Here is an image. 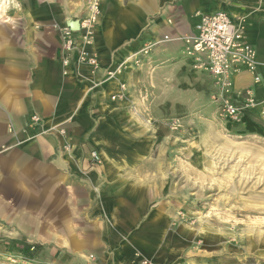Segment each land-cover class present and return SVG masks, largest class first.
Returning <instances> with one entry per match:
<instances>
[{"label":"rangeland","instance_id":"rangeland-1","mask_svg":"<svg viewBox=\"0 0 264 264\" xmlns=\"http://www.w3.org/2000/svg\"><path fill=\"white\" fill-rule=\"evenodd\" d=\"M220 1L224 7L217 11L227 13V1L235 3ZM17 2L19 6L12 5L7 11L10 20L0 18V23L33 29L23 30L22 39L33 40L39 59H55L62 75L77 76L84 86L85 99L75 112L77 92L68 97L69 109L65 112L69 119L82 120L91 127V133L101 131L106 137L108 155L117 154V161L123 164L119 178L126 177L128 185L133 183L144 190L129 192V196L149 201L152 212L166 206V223L156 241L158 248H150L149 257L139 261L264 264V10L241 5L245 8L240 15L245 32L254 28L261 35L257 34L263 53L262 60L259 58L263 70L258 89L262 95L257 92L255 106L243 111L239 121H232L221 114L211 79L193 64L196 76L190 75L185 66L157 69L156 64L136 63L128 56L114 66H122L118 80H106L108 67L99 65L93 71L75 57L64 65L61 29L73 21L66 22L69 11L65 9L67 5L71 11L80 7L75 20L79 22L90 0ZM104 9V0H99L91 44L85 47L96 57ZM79 32L73 34L76 43L80 41ZM259 95L263 96L261 101ZM70 144L72 147L73 141ZM92 194L98 199V192ZM1 235L0 264H107L104 260L99 263L89 252L74 253L61 241L8 239Z\"/></svg>","mask_w":264,"mask_h":264},{"label":"crops","instance_id":"crops-1","mask_svg":"<svg viewBox=\"0 0 264 264\" xmlns=\"http://www.w3.org/2000/svg\"><path fill=\"white\" fill-rule=\"evenodd\" d=\"M104 3L96 42L101 68H114L148 39L168 35L169 40L153 50L149 64H156L157 69L185 66L195 76L198 71L191 67L192 62L182 53V42L175 38L194 31L196 12L212 13L224 7L220 0L219 4L216 0ZM241 5L264 10V0H235L233 4L227 1L225 7L235 17L245 12ZM72 10L67 5L66 22H74L81 12L80 7ZM24 27L0 23V235L8 239L61 241L74 253L96 256L99 263L104 260L107 264H142L141 257H149L150 248H158L156 241L166 223V206L152 212L149 201L129 196V192L144 190L133 183L128 185L126 177L119 178L123 164L117 161V154L108 155L106 137L101 131L91 133V127L82 120L71 121L65 112L69 109L68 97L74 92L77 98L73 111L78 110L85 99L83 84L77 76L62 75L55 59H39L33 40L22 39ZM245 34L261 63L260 33L249 28ZM146 66L147 63L142 64V70ZM262 70L259 64L258 73ZM99 72L101 79L103 73ZM251 85L249 72L235 77L237 89ZM35 114L42 120L38 125L30 119ZM60 129L65 134H60ZM92 147L102 160L93 166L89 161ZM94 191L98 192V199L94 198Z\"/></svg>","mask_w":264,"mask_h":264},{"label":"built area","instance_id":"built-area-1","mask_svg":"<svg viewBox=\"0 0 264 264\" xmlns=\"http://www.w3.org/2000/svg\"><path fill=\"white\" fill-rule=\"evenodd\" d=\"M87 8L86 15L78 22L77 30L72 29L70 25L61 29L65 49L63 64L67 65L69 59L75 57L79 64L89 65L91 70L95 71L99 68L97 57L85 50V47L91 44L92 29L99 14V0H90ZM195 16L197 20L194 31L175 39L182 42V53L192 62L193 67L203 71L211 79L221 114L232 121H239L243 111L253 108L256 104L258 92L256 86L261 82V76L257 71L259 66L257 50L246 37L244 19L241 16L233 17L223 10L212 13L196 12ZM76 31H80L77 36L80 39L78 44L73 37ZM166 40H169L168 35L161 39L145 41L135 52V62L149 63L155 47ZM121 67L118 65L108 68L106 79L119 75ZM243 71L249 72L252 76V85L237 89L235 77ZM120 88H124V85H120ZM30 119L35 125L42 121L36 114ZM8 131L12 132V128L9 127ZM59 132L65 134L64 129H60ZM63 148L67 150L68 143ZM99 160L97 152L91 151L90 163L95 165L100 162Z\"/></svg>","mask_w":264,"mask_h":264},{"label":"bare ground","instance_id":"bare-ground-1","mask_svg":"<svg viewBox=\"0 0 264 264\" xmlns=\"http://www.w3.org/2000/svg\"><path fill=\"white\" fill-rule=\"evenodd\" d=\"M19 6L18 5V2H17V0H0V18H2V19H5V21H7V20H10V18L8 19V16H7V11H8V9L11 7V6ZM70 25H71V28L72 29H76L77 30V28H78V22H76V21H74V22H71L70 23ZM136 54L135 53H132L131 55H130V58H133L134 56H135ZM130 58H128V60L130 59ZM97 62H98V59H97ZM99 64V63H98ZM82 65V64H81ZM86 66V65H85ZM87 67H89L90 68V66L89 65H87ZM131 67V66H130ZM116 79V80H118V78H117V76H113V77H111V78H108V79H106V80H109V79ZM256 107H257V105H256ZM249 111V110H248ZM97 155H98V157H100V155L97 153Z\"/></svg>","mask_w":264,"mask_h":264},{"label":"water","instance_id":"water-1","mask_svg":"<svg viewBox=\"0 0 264 264\" xmlns=\"http://www.w3.org/2000/svg\"><path fill=\"white\" fill-rule=\"evenodd\" d=\"M71 26V25H70Z\"/></svg>","mask_w":264,"mask_h":264}]
</instances>
